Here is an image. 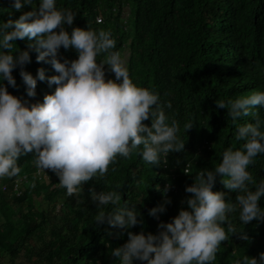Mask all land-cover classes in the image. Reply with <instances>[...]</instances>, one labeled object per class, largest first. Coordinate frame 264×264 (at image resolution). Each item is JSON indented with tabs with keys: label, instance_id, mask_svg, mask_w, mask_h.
Wrapping results in <instances>:
<instances>
[{
	"label": "trees",
	"instance_id": "trees-1",
	"mask_svg": "<svg viewBox=\"0 0 264 264\" xmlns=\"http://www.w3.org/2000/svg\"><path fill=\"white\" fill-rule=\"evenodd\" d=\"M35 3L38 6L39 0ZM56 6L76 16L72 27L111 33L117 45L113 51L126 56L133 83L159 94L167 122L179 125L178 136L185 148L162 157L160 166L154 167L143 162L138 151L130 158L118 156L105 176L94 177L83 185L84 191L71 197L59 186V179L50 186L35 179V154H22L17 161L20 174L0 178L7 187L5 191L0 188V264H119L111 253L127 242V232L95 224L98 212L111 211L112 206L96 208L89 189L120 191L122 204H135L143 225L128 230L134 234L155 235L161 222H171L182 207L187 209L181 201L191 194L185 189L195 183L200 171L212 170L221 163L225 150H238L244 144L235 139L236 124L227 110L219 109L215 101L264 91V0H57ZM31 10L25 6L17 12L11 0H0V22L18 20ZM29 43L17 40L13 53L29 50ZM60 54L69 60L78 58L74 49L61 48ZM36 55L30 51L32 62L24 70L34 77L39 68L45 69L46 77L58 75L50 64L37 63ZM104 58L98 56L97 62ZM19 72V68L13 71L17 88L9 86L10 94L30 103H42L45 95L54 94L55 85L38 80L36 97H28ZM105 72L115 79L107 65ZM252 112L236 123L260 121L264 125V107ZM143 123L150 127L151 119ZM186 124L193 126L188 132ZM248 170L256 182L248 187L254 191L264 181V154ZM25 174L30 184L18 196L13 192L14 181ZM169 184L172 187L165 195ZM213 191L224 192L233 203L244 194L231 193L221 177ZM165 199L171 204L159 220L149 216ZM259 206L264 208V198ZM239 215V210L229 214L236 235L224 225L228 239L221 243L212 264H236L245 255L258 257L264 252V222L246 226ZM116 232L124 234L120 238L109 234ZM243 232L249 240L240 238Z\"/></svg>",
	"mask_w": 264,
	"mask_h": 264
},
{
	"label": "clouds",
	"instance_id": "clouds-1",
	"mask_svg": "<svg viewBox=\"0 0 264 264\" xmlns=\"http://www.w3.org/2000/svg\"><path fill=\"white\" fill-rule=\"evenodd\" d=\"M56 3L39 0L37 6L35 0H11L17 12L25 6L32 10L18 20L0 22V178L17 177L21 172L19 157L34 153L33 177L43 186L59 179V186L71 197L84 191L83 185L94 177L105 176L118 156L130 158L138 151L143 162L154 167L160 166L162 157L184 150L179 125L175 121L168 124L158 93L133 83L126 56L113 51L117 45L111 33L72 27L76 16L70 10L58 9ZM17 40H28L29 50L13 53ZM61 48L74 49L78 58H64ZM30 51L37 54V63L50 64L58 75L46 77L45 69L39 68L34 77L24 70L32 62ZM102 54L105 58L97 62ZM105 65L115 79H106ZM17 68L28 97H36L38 80L55 85L54 94L45 95L42 103H30L10 94L9 86L17 88L13 76ZM215 103L227 110V116L236 124L235 139L244 144L238 150H225L221 163L212 170L200 171L195 183L185 189L191 194L181 201L187 209L182 207L171 222H161L157 234L128 231L143 225V219L135 204L121 203L120 191L97 193L95 187L89 189L96 208L112 206L111 211L98 212L95 224L127 232V242L111 253L119 264H212L221 243L228 239L227 232L236 235L230 213L239 210V219L246 226L253 221L264 222V208L259 206L264 198V181L254 191L248 187L256 183L249 166L264 154V125L260 121L236 123L239 118L253 115V108L264 107V91ZM149 119L150 127L143 123ZM185 128L188 132L193 126L186 124ZM28 175L14 181L13 192L18 196L30 181H22L18 191L15 185ZM217 177L231 193L244 194L237 195L233 203L224 192H214ZM171 187L169 184L163 190L165 195ZM0 188L7 189L2 183ZM169 204L171 200L165 199L148 215L159 220ZM124 232L109 234L120 238ZM239 236L249 240L246 232ZM236 264H264V252L258 257L245 255Z\"/></svg>",
	"mask_w": 264,
	"mask_h": 264
},
{
	"label": "built area",
	"instance_id": "built-area-1",
	"mask_svg": "<svg viewBox=\"0 0 264 264\" xmlns=\"http://www.w3.org/2000/svg\"><path fill=\"white\" fill-rule=\"evenodd\" d=\"M98 22L101 23V22H102V18H98ZM46 171H47V169H46ZM41 173H42V171L40 170V171L38 172V174L40 175ZM27 179H28V177L26 176V177H24V179H21V181L17 182V184L15 185V190L18 191L21 182H22V181H25V180H27Z\"/></svg>",
	"mask_w": 264,
	"mask_h": 264
},
{
	"label": "rangeland",
	"instance_id": "rangeland-1",
	"mask_svg": "<svg viewBox=\"0 0 264 264\" xmlns=\"http://www.w3.org/2000/svg\"><path fill=\"white\" fill-rule=\"evenodd\" d=\"M106 79H110V75H109V73H106ZM43 205H44V203H43ZM45 206V205H44ZM15 223L18 225V224H20V222L18 221V220H15Z\"/></svg>",
	"mask_w": 264,
	"mask_h": 264
}]
</instances>
